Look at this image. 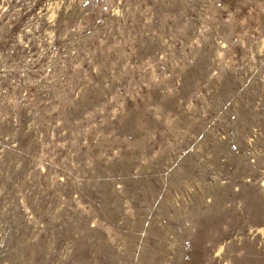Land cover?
Listing matches in <instances>:
<instances>
[{
  "label": "rangeland",
  "instance_id": "374dc122",
  "mask_svg": "<svg viewBox=\"0 0 264 264\" xmlns=\"http://www.w3.org/2000/svg\"><path fill=\"white\" fill-rule=\"evenodd\" d=\"M0 264H264V0H0Z\"/></svg>",
  "mask_w": 264,
  "mask_h": 264
}]
</instances>
